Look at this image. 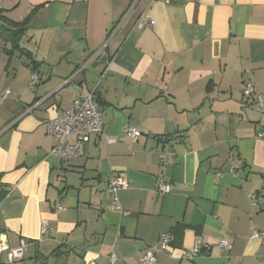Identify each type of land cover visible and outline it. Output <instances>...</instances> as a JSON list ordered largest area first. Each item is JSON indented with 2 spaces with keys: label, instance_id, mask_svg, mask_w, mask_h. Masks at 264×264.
<instances>
[{
  "label": "crops",
  "instance_id": "0c3cea01",
  "mask_svg": "<svg viewBox=\"0 0 264 264\" xmlns=\"http://www.w3.org/2000/svg\"><path fill=\"white\" fill-rule=\"evenodd\" d=\"M0 8L27 20L21 46L37 62L0 36V240L28 244L15 264H144L163 232L174 241L156 264H264L254 236L264 233V106L242 91L253 82L264 95V0H1ZM142 16L154 25L141 28ZM93 90L103 134L61 160L47 122ZM126 125L140 130L137 141ZM166 143L176 154L164 162ZM113 176L128 183L117 193L121 210L108 191ZM197 237L205 248L185 258Z\"/></svg>",
  "mask_w": 264,
  "mask_h": 264
},
{
  "label": "built area",
  "instance_id": "2783aa9c",
  "mask_svg": "<svg viewBox=\"0 0 264 264\" xmlns=\"http://www.w3.org/2000/svg\"><path fill=\"white\" fill-rule=\"evenodd\" d=\"M1 2V0H0ZM155 21L148 16H142L138 25L143 28L146 26L154 25ZM86 66L79 68L68 80L75 79ZM34 79H37V75L34 74ZM243 95L245 97L255 96V102L258 107L264 106V95L256 94V87L253 82H246L243 86ZM10 96V91L7 90L5 97ZM103 112L98 102L95 91H91L86 95L80 96L74 103L73 107L65 111L62 115H59L47 122L48 133L56 138V144L51 150V154L61 160H68L75 157H80L85 154L87 144L90 142L93 136H100L103 134ZM125 136L131 138L133 142L137 141L141 136L140 130L131 125H126L124 128ZM258 137L264 138V130L258 132ZM74 138V141H70ZM108 142H116L117 138L113 136L107 137ZM169 143L165 144V150L163 152V161L167 162L169 155L176 154L170 147ZM128 187V183L119 176H113L108 183V191L112 196L113 207L116 210H121V205L118 200L117 193L120 189ZM172 185L170 182L159 180L157 190L163 194H167L171 191ZM254 197V196H252ZM254 236H258L264 241V233L258 230H254ZM174 241V235L171 232H163L160 234L159 241L156 246L146 251L143 256L144 264H156V254L158 252H167ZM222 247L229 249L231 244L227 241L220 242ZM205 244L201 237H197L194 246L187 250L184 254L185 258L193 259L198 256L205 248ZM28 250V244L26 241H22L20 246L12 247L6 241L0 240V256L5 254L9 261V264H15L20 261L26 251ZM114 259V256H112ZM1 262V260H0Z\"/></svg>",
  "mask_w": 264,
  "mask_h": 264
},
{
  "label": "trees",
  "instance_id": "16d2710c",
  "mask_svg": "<svg viewBox=\"0 0 264 264\" xmlns=\"http://www.w3.org/2000/svg\"><path fill=\"white\" fill-rule=\"evenodd\" d=\"M2 11L0 8V36L7 42H10L12 47L19 50L21 54L26 55L31 64H36L37 62L32 58V54L21 46V41L26 31L27 20L22 22L11 21L2 15Z\"/></svg>",
  "mask_w": 264,
  "mask_h": 264
},
{
  "label": "water",
  "instance_id": "95a60500",
  "mask_svg": "<svg viewBox=\"0 0 264 264\" xmlns=\"http://www.w3.org/2000/svg\"><path fill=\"white\" fill-rule=\"evenodd\" d=\"M85 81V79L82 77L81 78V83L83 84V82ZM86 83V82H85Z\"/></svg>",
  "mask_w": 264,
  "mask_h": 264
}]
</instances>
